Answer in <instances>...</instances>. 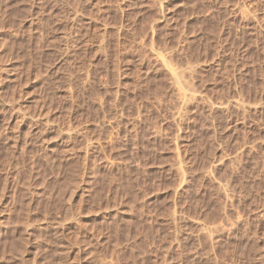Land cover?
Instances as JSON below:
<instances>
[{
    "label": "rangeland",
    "instance_id": "1",
    "mask_svg": "<svg viewBox=\"0 0 264 264\" xmlns=\"http://www.w3.org/2000/svg\"><path fill=\"white\" fill-rule=\"evenodd\" d=\"M0 264H264V0H0Z\"/></svg>",
    "mask_w": 264,
    "mask_h": 264
}]
</instances>
